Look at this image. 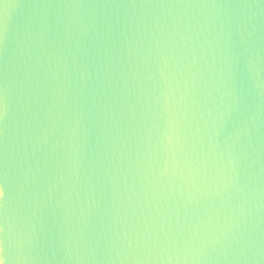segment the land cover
<instances>
[{"label": "water", "instance_id": "95a60500", "mask_svg": "<svg viewBox=\"0 0 264 264\" xmlns=\"http://www.w3.org/2000/svg\"><path fill=\"white\" fill-rule=\"evenodd\" d=\"M5 264H264V0H0Z\"/></svg>", "mask_w": 264, "mask_h": 264}, {"label": "snow or ice", "instance_id": "6c2138e0", "mask_svg": "<svg viewBox=\"0 0 264 264\" xmlns=\"http://www.w3.org/2000/svg\"><path fill=\"white\" fill-rule=\"evenodd\" d=\"M0 196H2V191H0ZM0 264H5V260L2 255H0Z\"/></svg>", "mask_w": 264, "mask_h": 264}]
</instances>
